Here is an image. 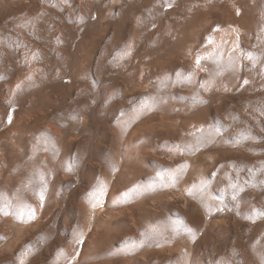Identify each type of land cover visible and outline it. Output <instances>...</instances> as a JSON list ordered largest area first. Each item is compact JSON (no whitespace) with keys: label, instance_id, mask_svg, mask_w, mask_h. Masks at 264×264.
<instances>
[{"label":"rangeland","instance_id":"374dc122","mask_svg":"<svg viewBox=\"0 0 264 264\" xmlns=\"http://www.w3.org/2000/svg\"><path fill=\"white\" fill-rule=\"evenodd\" d=\"M158 1L121 0L120 13L94 0V15L63 42L69 56L46 39V81L29 103L14 91L20 104L9 108L1 99L13 79L0 80L10 111L4 120L0 107V159L27 188L6 196L13 217L0 207V264H84L109 229L101 209L118 213L111 201L172 183L164 218L185 222L193 211L190 260L174 264H264V0ZM56 2L46 1L53 22L76 4ZM184 182L187 206L174 198ZM109 245L123 253L125 244Z\"/></svg>","mask_w":264,"mask_h":264},{"label":"bare ground","instance_id":"6f19581e","mask_svg":"<svg viewBox=\"0 0 264 264\" xmlns=\"http://www.w3.org/2000/svg\"><path fill=\"white\" fill-rule=\"evenodd\" d=\"M46 1L47 0H0V12H1L0 15L4 16L7 22L12 21V25L10 26L7 25V23L4 25L0 24V32L2 31L3 28L7 30L5 31L6 32L5 37L0 38V67H1L0 71L3 70L2 68H4V70H6L7 68L10 71L8 72L7 70L5 74L4 73L3 75L1 74L2 77L0 80H7L12 77L13 83H14V85L12 86L13 88L10 87L14 89L13 92H10L12 90H10L9 88H6L7 90L9 89L8 91L3 89L4 91L3 92L4 94L2 95L3 98L1 96L0 98H2L1 99L2 101H5L6 103H8L7 105L9 108L14 103L18 105L20 104L19 99L14 98L15 96L12 94H15L16 92L18 96H22V99L23 98L25 99V97L29 96L30 92L33 89V86L37 85V82L42 81L43 83L44 81H46V69H47L46 61L47 63L49 62V59H48L49 56L48 57L46 56L47 55L46 53L49 51L48 49V51L46 52V49H47L46 39L50 40V45H52L50 50L52 49L53 52L54 51L55 52L64 51L65 54L68 55V53L66 52L67 50H62L66 48L63 42H65L68 38L71 39L72 36H74L73 32L75 33L78 31V28L80 27V24H81V23L79 24V22H82L81 17L82 18L86 16L88 18L91 17L92 14L94 13L95 8L97 7V6L95 7L94 5V0H69L71 2L74 1L76 4H74L72 7L69 5L62 6L61 12H60V15L62 16V18L56 20L57 16L54 13L56 22L55 21L53 22L52 20L53 15H51L50 16L51 18H49V16L46 14V10H47ZM51 1H54V3L55 1H58L56 3H59V5H63V3L68 0H63L62 2H60L61 0H51ZM127 1H132V0H127ZM152 1L155 3L158 0H152ZM105 2L106 4H110L112 6L111 9L113 8L117 9L118 8L117 6H119V4L121 5V0H105ZM119 8H120L119 9L120 11L119 10L118 11L120 13L121 12L124 13V10H122V6H119ZM110 12H108V14H111ZM227 12H225L224 14H228L229 19H232L237 24L238 22L236 21H239L240 19L239 16L235 15L234 13L229 14V12L228 13ZM125 14H127L126 11H125ZM46 15H47V19L49 18L52 21L49 22V19L46 20ZM122 15L123 14L119 16L121 17ZM124 16L126 17V15ZM131 16L132 15H130V17ZM128 17L129 16H127L126 19ZM106 19H109V18L106 17L105 20ZM120 20L121 18L119 19V22ZM46 21H48L47 24H46ZM127 21L126 23H128ZM224 22L225 20L224 21L222 20L221 23H224ZM94 24L93 23L91 24L92 29L96 26L95 25L93 27ZM121 24H125L124 21ZM124 29H126V27L125 28L123 27L122 31H125ZM12 31H14V34H15L13 36L9 33ZM136 32L137 31H135V36L137 38L138 32L137 33ZM94 34L96 33L94 32ZM75 35H77V33ZM92 37H95V35H93ZM104 38L106 39V36ZM72 39L75 40V38H72ZM137 40L138 39H136V41ZM92 41H93V38L92 40H90V42ZM62 53L63 52H61L60 54ZM48 54L50 55V53ZM48 65H51V64H48ZM55 65H56L55 67L58 66L57 63ZM64 67H65V64H64ZM8 82H5L4 86H6L7 85L6 83ZM11 96L12 98L16 100H12ZM10 98L11 100H8ZM24 99L22 103H25L27 101L25 100L24 102ZM26 103H29V102H26ZM1 108L3 109L4 105ZM1 108L0 110H2ZM24 108H25V105H24ZM27 108H29V105L28 107H26V109ZM3 110L5 111V115H6L4 120H7V118L9 117L10 111H6L5 109ZM23 111L25 110L23 109ZM17 116H18V118L16 117L17 120L20 119L19 115ZM27 116L25 115L23 119H25ZM41 156L38 157L40 158V161H41ZM51 158L53 161H56L57 159L54 153H52ZM45 162L43 163L44 165H45ZM43 171L45 170H42L41 172L43 173ZM44 177H46V175ZM24 180H26L25 174L23 175L17 171H14L13 165H10L4 159H0V196L4 199L2 203L0 204V207L3 209V211L10 214L9 217H13L11 216V214H13V212H15V209L17 208L13 203H11L8 200H5L7 199L6 196H11L13 198L14 194L16 193L15 192L16 185L17 187L18 185L20 186L19 190L21 194L26 193L27 188L23 185ZM173 185L174 184L172 183L168 188H166L164 192L158 195H154V196H151V195L142 196L141 195L139 197L138 195L134 194L132 191H129L125 199H122V200L120 199L119 201H114V202L111 201L109 203V206L111 207L114 206V209L121 208V210L118 211V213L109 212V211L101 209L98 213L99 214L98 216L101 218V220H103V223L109 225V229L105 232H100L97 236V239L95 238L96 243H95L94 249L90 253L89 259L86 260L84 264H152V263L158 264L161 258H164L161 260H166V262L170 264H174L175 261H178L180 259H182L183 261L185 260V262H188L191 257V250L193 246V243L191 242L192 237H193V230H191L190 227L188 228L186 226V222L188 220L191 221V217L193 213L192 209L189 210L188 212L186 211L187 213L184 214L185 216L183 217V219L185 220V222L182 220V222L176 223L173 219H171L168 216L164 218V215L165 214L167 215V212H169L170 210L169 200H172L171 195L173 196L174 194L169 192L170 191L169 189ZM183 187H184L182 188L183 191L181 190L182 193L180 192L178 197L175 194L174 198L181 200L183 204L186 205L189 202H191L190 199H191L192 193H190L189 187L186 185L185 182H184ZM3 189L5 191L2 193ZM3 203L6 205L3 206L4 205ZM143 218H146V220L143 221ZM117 241H119L122 245L125 244V247H124L123 253H121L120 251L116 250V248H114L115 249L114 251L116 253L113 254L111 252V249H110L111 246L109 245V243L111 242L115 244ZM104 243L107 245L103 246ZM181 254L183 255V258L180 257Z\"/></svg>","mask_w":264,"mask_h":264}]
</instances>
